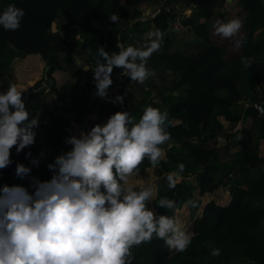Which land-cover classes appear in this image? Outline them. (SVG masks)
Instances as JSON below:
<instances>
[{
    "label": "trees",
    "instance_id": "trees-1",
    "mask_svg": "<svg viewBox=\"0 0 264 264\" xmlns=\"http://www.w3.org/2000/svg\"><path fill=\"white\" fill-rule=\"evenodd\" d=\"M177 2L180 1L11 0L10 4L22 8L25 15L16 31H5L0 26V43H6L15 52L7 63L11 64L16 79L23 82L26 109L36 115L43 109L40 115L48 118L34 129L33 145L19 153L15 147L10 150L12 163L0 169V186L21 185L31 194L34 191L32 176L42 181L50 179L52 172L47 164L72 147L65 143L71 135L65 130L67 124L70 120L80 121L87 110L89 92L94 85L93 73L81 71L84 79L66 81L60 64L48 56L49 50L61 52L68 43L57 25L53 26L58 11L63 15L62 29L81 28L82 38L77 40L76 50H87L86 62L93 61V64L100 46L109 54L118 52L117 40L125 39L128 30L135 31L134 42H144L145 30L159 29L165 32L163 43L149 58L147 67L154 71L166 65L176 73L169 87L158 88L159 97L165 103L164 111L168 112L167 131L171 139L160 146L166 155L159 166L153 168L145 158L139 166V175L130 177L128 183L137 187L151 185L154 198L148 207L158 215H175L191 235L192 242L188 250L176 254V250H170L154 235L150 242L132 247V264H227L233 257L264 264V203L251 202L252 198L264 199V96H259L254 89L257 86L264 93V0H196L195 8L183 24L197 38L198 44L185 49L177 47L175 34L164 31L169 13L164 7ZM159 3L160 8L153 16L137 18L149 6ZM239 13H243L244 25L239 37L244 38V43L236 48L235 39L239 37L226 39L216 35L213 24L217 20L235 18ZM113 14L119 17L118 22L110 20ZM241 56L253 58L250 68L241 65ZM2 61L3 57L0 58V78ZM228 66H232L231 73H225ZM120 71L114 67L111 78ZM112 80L121 85L108 89V99L102 102L95 99L99 115L104 114L108 119L117 111H127L134 116L135 109L124 95L125 83ZM73 89L77 90L75 94ZM117 94L123 96V103L111 102ZM28 98H33V102ZM254 102L262 105L261 113L253 107ZM69 112L71 116L64 114ZM100 120H95V124H100ZM251 120L256 121L255 135L250 131ZM222 127L224 131L219 133ZM237 134L241 138L238 139ZM230 137L235 138L231 144ZM246 142L250 143L247 158L255 171L252 178L238 181L232 173V164H236L238 158H231L228 170L215 177L209 169L214 147L222 146L226 152L232 149L233 155L245 148ZM28 152L31 157L26 156ZM178 154L201 165L188 178L186 200L179 197L186 190L184 177L175 189H169L167 184L163 192L159 191L163 175L169 174L168 162L176 160ZM32 158L39 159L38 166L31 163ZM17 163L31 168V173L23 178L16 176ZM162 197L176 202L174 211L157 205L156 201ZM204 243L211 247L201 256L206 247ZM213 247L220 249L218 257L211 255Z\"/></svg>",
    "mask_w": 264,
    "mask_h": 264
},
{
    "label": "clouds",
    "instance_id": "clouds-1",
    "mask_svg": "<svg viewBox=\"0 0 264 264\" xmlns=\"http://www.w3.org/2000/svg\"><path fill=\"white\" fill-rule=\"evenodd\" d=\"M24 15L22 8L9 4L0 13V26L16 31ZM110 20L115 23L119 17L113 14ZM243 25L242 19L232 18L215 21L213 28L216 35L233 39ZM164 36L159 29L149 30L141 47L121 43L119 51L111 54L100 46L94 64L80 65L93 73L94 95L108 99L114 67L137 83L153 77L147 62L160 50ZM243 43V37L235 39L236 48ZM240 61L250 68L253 58L241 56ZM22 91L12 84L0 93V169L12 163L13 147L19 153L35 143L39 120L30 118ZM111 102L123 103V96L117 94ZM169 123L168 112L152 106L138 121L127 111H117L105 123L68 136L65 143L71 149L47 164L50 179L31 177V194L21 185L0 186V264H132V247L150 242L154 235L170 250L186 251L192 237L180 220L148 207L153 187L128 183L139 175L145 158L153 168L159 166L166 155L160 146L171 139ZM31 163L38 166L39 159L32 158ZM184 171L181 163L177 171L167 174L169 189L182 181ZM30 173L28 166L16 164V176ZM156 203L167 210L176 208L168 197ZM211 255L218 257L220 249L213 247Z\"/></svg>",
    "mask_w": 264,
    "mask_h": 264
},
{
    "label": "crops",
    "instance_id": "crops-1",
    "mask_svg": "<svg viewBox=\"0 0 264 264\" xmlns=\"http://www.w3.org/2000/svg\"><path fill=\"white\" fill-rule=\"evenodd\" d=\"M11 3V0H4L2 1V3L0 4V13H2V11L4 10V8L9 5ZM54 27H56L57 25V21L54 20ZM77 30L75 31V37H76V41L79 39L82 38V35H81V28L80 27H77L76 28ZM193 38V34L188 30H184L182 32H180L178 35L175 34V43L178 44L177 47H179L180 49L183 48H191L192 46L198 44L197 41L194 39V41H192L191 39ZM253 39V38H252ZM126 38L124 40H122V42L127 46V43L125 42ZM78 43V41H77ZM75 43V39L73 40L72 44H73V47H74V51L71 50L69 52H64L63 55L65 56L64 57V64L63 66H61L62 68V73L64 75V78L66 81H75L77 80L76 78V71H75V67L76 65L75 64H78V67H79V71H80V79L79 81H81L82 77L85 76L83 74V76L81 75V71H84L83 70V67L80 66V65H88V62H86L88 60V51L86 50H76L77 47L76 45L78 46V44ZM5 48V47H4ZM4 52L6 53L5 54V58H3V65L1 66V71H2V76L0 78V93L6 91L9 87V85H12L14 84L18 90H23L22 91V100L25 101L26 99V90L23 88V82L20 81V80H17L15 75H14V72H13V68L11 66V64H8L7 61L10 60V58H12L14 55H15V52L14 51H10L9 49L5 48L4 49ZM263 58H264V55H262ZM76 58L78 60H76ZM87 58L86 61H84L83 59ZM229 69H227L225 71V73H231V69L232 66H228ZM68 71V72H67ZM155 72H157V69L154 70ZM159 71L162 73V80L157 83L154 81V86H159L158 88L160 89L162 86H165V87H169L171 85V79L176 75L175 72L171 71L169 69V66H164L161 67V69L159 68ZM170 73H172L173 75H171ZM113 79H116L117 81L118 80H122L121 82H125L124 80V77L121 76L120 74H118L116 76L113 75L112 76ZM128 82H131V81H127V83L124 84V88L125 89H128V91L131 93L132 89L130 87H128ZM93 87L91 88V91L89 92V106H87V110H86V113L85 115L82 117V119L80 121H78L77 123L73 124V123H68L67 124V128H69L70 130H73L75 131L74 134H79L80 131H83L84 129L87 130V128H91L94 123V120L95 119H101L102 116L99 115L98 113V107L97 105L95 104V99H97L99 102H102V98L98 97V96H95L94 93L96 91V88H95V83L93 82ZM161 85V86H160ZM119 86V82L117 83H112V85L110 86L111 88H114V87H117ZM255 89V92L259 95V96H264V93H262L257 86L254 87ZM46 91V90H44ZM174 94H176L177 91L173 90L172 91ZM127 94V93H126ZM142 95V93L140 94V96ZM144 96H147V94L144 92L143 93ZM160 95V94H159ZM140 96H138V99L140 101H142V99H140ZM127 97V95H126ZM129 97V96H128ZM57 99L56 100H61L60 98L56 97ZM246 100L248 98H245ZM28 100H30V102H33V98H28ZM131 101V99H129ZM54 104V101L52 102ZM56 103V102H55ZM25 104V103H24ZM133 105V102L131 103ZM141 102L137 101L136 102V107L134 108L135 109V114H134V118L135 120L137 121V116L136 114L138 113L137 111H139V109L141 108ZM245 105V104H244ZM27 108V107H26ZM137 108V109H136ZM28 110V109H27ZM43 110V109H42ZM245 110V109H244ZM29 113H30V118L32 116H37L36 113H32L31 110H28ZM44 111V110H43ZM243 116V115H242ZM107 121V118L106 117H103L101 120H100V124H103ZM250 131L252 133V135H255L257 133V125H256V121L254 120H251L250 121ZM66 130V129H65ZM224 131V128L222 127L220 129V132L219 133H222ZM237 139V138H236ZM239 139V138H238ZM235 141V138L234 137H230L229 138V143H233ZM168 144V143H167ZM166 145V144H165ZM245 148L243 147V149H241L240 151H237L235 153H233V155L231 154V152H233L232 149H227V152L225 149L222 148V146H216L214 147V152H213V157H212V162L211 163V166H210V170L212 171L213 175L216 177V176H219L221 175L223 172H225L226 170H228V164L230 162V159L232 158H238L239 161L237 160L236 161V164H232V169H234L235 171L232 173L235 175V176H239L240 178H242V180H247V179H250L252 178V176L255 174V171H254V168L251 164V161L249 160V158H247V153L249 152L250 150V143H245L244 144ZM177 159L176 160H180V162H182V164L185 166V169L186 168H189V171L185 172V174H189V175H183V177L185 178V181H186V178H187V181H186V184L189 185V176L192 175L193 172H195L196 170H198L200 168V164L197 163V162H194L192 159L186 157L185 155L183 154H178L177 155ZM175 161V160H174ZM168 170V168H167ZM251 202H253L254 204L255 203H258V202H262V204L264 203V199H259L258 201V198H252ZM234 259H238L240 261H242L241 263L242 264H253L245 259H242V258H231L229 259L228 263L227 264H232L234 263ZM237 260V261H238Z\"/></svg>",
    "mask_w": 264,
    "mask_h": 264
},
{
    "label": "rangeland",
    "instance_id": "rangeland-1",
    "mask_svg": "<svg viewBox=\"0 0 264 264\" xmlns=\"http://www.w3.org/2000/svg\"><path fill=\"white\" fill-rule=\"evenodd\" d=\"M121 1V0H120ZM142 16H145V14H141V17ZM106 18V17H105ZM235 18H240V19H242L243 20V13H239V14H237L236 16H235ZM107 19V18H106ZM109 19V18H108ZM107 19V20H108ZM55 20L57 21V27L59 28V30L61 31V33H62V35L67 39V41H68V43H67V45L65 46V48H64V50L63 51H56V50H54V49H51V50H49L48 51V56L49 57H53L54 58V62L56 63V64H60L61 66H63V64H64V55H63V53L64 52H69V51H71V50H73L74 51V47H73V44H72V42H73V40L75 39V43H77V41H76V37H75V31L77 30L76 28H77V26H73V27H69V28H66V29H62L61 28V25H62V22H63V15H62V13L60 12V11H58L57 12V14H56V17H55ZM113 24V23H112ZM106 30L108 31L109 29H108V26L106 27ZM131 31V30H130ZM194 39L197 41V38L196 37H193L191 40L192 41H194ZM245 40H246V37H245ZM143 41V40H142ZM125 42L127 43V46H134V47H137L138 48V46H137V42H134V40H132V38H128V39H126L125 40ZM197 43H198V41H197ZM139 44H140V46L139 47H141V45H142V42H139ZM176 45H178V44H176ZM124 46L125 47H127L125 44H124ZM7 48V49H9L10 51H13L6 43H0V58H4L5 57V52H4V49L5 48ZM87 51V50H86ZM88 58H89V54H88ZM84 61H86L87 60V58H85V59H83ZM92 64H93V61L91 62ZM76 65V67L74 68L75 69V71H76V78L77 79H80V71H79V67H78V64H75ZM68 72V71H67ZM155 72V71H154ZM120 73V72H119ZM119 73H117L116 74V76L119 74ZM171 75H173L172 73H170ZM156 76H157V78L161 81L162 80V73L159 71V69L157 68V72L155 73V75L153 76V77H150V78H148V79H146L145 81H144V83H137V82H134V81H131L128 77H126V78H124V80H125V82L124 83H127V81L129 80V81H131V82H128V87H130L131 89H132V91H131V93L128 91V89H125L124 88V92H125V97H126V95H127V100H128V102H130V104L133 102V105H132V107H136V102L137 101H139V102H141V108L139 109V111H137L138 113L136 114V116H137V121L139 120V118L141 117V115H142V113H143V111H144V109L147 107V106H152V107H155V108H159L161 111H164V108H165V103H164V101H161V99H160V97H159V92H160V90H158V87L159 86H154V81H156L157 83H159L158 82V79L156 80ZM84 77L85 76H83L82 77V79H84ZM124 77V76H123ZM81 79V80H82ZM161 86V85H160ZM77 92V90L76 89H73L72 90V93L73 94H75ZM146 93L147 94V96H144L143 95V93ZM127 93V94H126ZM142 93V95L140 96V94ZM129 96V97H128ZM138 96H140V99H142V101H140L139 99H138ZM129 99H131V101L129 100ZM137 109V108H136ZM42 113H44V111L41 109L40 110V114H42ZM40 114H39V116H40ZM135 114V113H134ZM44 116H47V115H44ZM105 115L104 114H102V118L104 117ZM41 117H43V116H41ZM47 118H48V116H47ZM101 118V119H102ZM211 118H212V116H211ZM95 120H97V119H95ZM95 120H94V123L92 124V125H95ZM68 130V128H66V131ZM236 137L237 138H241V136H240V134H237L236 135ZM40 150H42V152L44 151V149H40ZM182 162H180V160H175V161H172V162H168V172L169 173H172V172H175V171H177V169H178V166H179V164H181ZM187 171H189V168H186L185 169V171L183 172V175H189L188 173L187 174H185V172H187ZM232 171L234 172L235 170L234 169H232ZM166 176L167 175H163V177H162V180H161V182L162 183H160L159 184V191L160 192H163L162 190H164V188L167 186V184H168V181H167V179H166ZM236 178H237V180L238 181H241L242 180V178H240L239 176H235ZM187 179V178H186ZM187 183H188V181H187ZM185 184H186V181H185ZM186 190H185V193L184 194H182V195H179V197L181 198V199H187V188H188V185L186 184ZM181 190V189H180ZM180 190H179V194H180ZM159 192V193H160ZM252 204H254V203H252ZM256 204V203H255ZM189 205H191L190 203H189ZM204 245L206 246L205 247V251L204 252H202L201 253V256H202V254H207L206 253V250H208V249H210V247H211V244L209 245V244H205L204 243ZM190 246H191V244L189 245V247L187 248V250L190 248ZM198 248L200 247V246H197ZM181 254L182 252H179V251H177V253L176 254ZM176 254H174V255H176ZM235 261H234V263H232V264H242L241 262L242 261H240V260H238V259H234ZM238 260V261H237Z\"/></svg>",
    "mask_w": 264,
    "mask_h": 264
},
{
    "label": "built area",
    "instance_id": "built-area-1",
    "mask_svg": "<svg viewBox=\"0 0 264 264\" xmlns=\"http://www.w3.org/2000/svg\"><path fill=\"white\" fill-rule=\"evenodd\" d=\"M179 1L180 2L174 3L172 6H168L167 5V6L164 7L165 10L169 11V13H168V15L166 17V26H165L164 31H168V32H170L172 34H176V35H178L180 32H182V31H184V30L187 29V25L186 24H183V21L190 14V12L193 10V8H195V1L196 0H179ZM160 4L161 3H159L158 5L149 6L147 10H144L143 12H141V14H145V16H142L141 17V14H140V16H138L137 18L138 19H145V18H148V17L153 16L159 10ZM147 31H149V30H145L144 33H146ZM116 36L119 37V33H117ZM125 38L126 39H128V38L136 39L137 38V35H136L135 31L128 30L126 32ZM144 42H142V44ZM117 43L118 44L123 43L122 40H121V38L117 40ZM137 46L139 48V46H140L139 42H137ZM89 64H92V63L89 62L88 65ZM120 85L121 84L119 83V86ZM47 88L48 87L45 85V88L44 89L47 90ZM87 105L89 106V100H88V104ZM253 107L259 113H261L263 111L262 105L260 103H258V102H254L253 103ZM64 114H66L68 116H71L72 113L69 112V113H64ZM41 116H43V117H41ZM37 117H38V120H39V126L41 124H43L47 120V116H44V115H40V116L37 115ZM69 122L75 124L74 122H72V120H70ZM66 128H67V126H66ZM67 131L71 135H73L74 132H75L73 130H70L69 128H68Z\"/></svg>",
    "mask_w": 264,
    "mask_h": 264
},
{
    "label": "water",
    "instance_id": "water-1",
    "mask_svg": "<svg viewBox=\"0 0 264 264\" xmlns=\"http://www.w3.org/2000/svg\"><path fill=\"white\" fill-rule=\"evenodd\" d=\"M76 60H78L77 58H76ZM46 68V67H45Z\"/></svg>",
    "mask_w": 264,
    "mask_h": 264
}]
</instances>
